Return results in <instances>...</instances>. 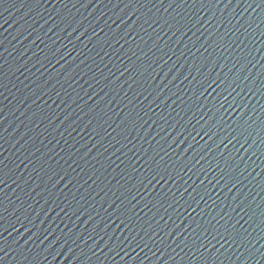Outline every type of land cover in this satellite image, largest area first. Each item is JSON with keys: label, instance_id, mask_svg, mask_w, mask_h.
Segmentation results:
<instances>
[{"label": "water", "instance_id": "95a60500", "mask_svg": "<svg viewBox=\"0 0 264 264\" xmlns=\"http://www.w3.org/2000/svg\"><path fill=\"white\" fill-rule=\"evenodd\" d=\"M0 264H264V0H0Z\"/></svg>", "mask_w": 264, "mask_h": 264}]
</instances>
